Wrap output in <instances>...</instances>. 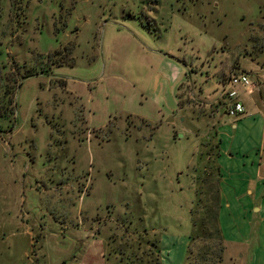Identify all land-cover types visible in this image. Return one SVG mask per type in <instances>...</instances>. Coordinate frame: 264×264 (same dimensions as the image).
I'll list each match as a JSON object with an SVG mask.
<instances>
[{
	"label": "rangeland",
	"instance_id": "1",
	"mask_svg": "<svg viewBox=\"0 0 264 264\" xmlns=\"http://www.w3.org/2000/svg\"><path fill=\"white\" fill-rule=\"evenodd\" d=\"M217 139L249 230L264 0H0V264H256Z\"/></svg>",
	"mask_w": 264,
	"mask_h": 264
},
{
	"label": "crops",
	"instance_id": "2",
	"mask_svg": "<svg viewBox=\"0 0 264 264\" xmlns=\"http://www.w3.org/2000/svg\"><path fill=\"white\" fill-rule=\"evenodd\" d=\"M238 99L240 100L239 92ZM244 113L245 109L244 112L237 117L242 118ZM232 125L235 126V123H232ZM219 145L220 139H217V153L215 154V162L219 170V206L217 209V223L220 228L221 236L225 243L240 242L245 244L246 242H249L251 240V233L253 232L254 235H252V237H254V246L251 251L253 252L251 260L254 259L256 261V264H264V172L262 171L261 167L257 166L254 170L255 179L251 180L250 183L242 187V190H246V193L252 194V205L249 210L253 211V213L251 214V217H253V221L249 225V230H247L245 226H242L241 229L243 231H240L235 227V225H231L227 221H225V209L222 206V199L224 197L221 192V178L223 174L222 154L219 152ZM241 166L244 167V165L242 164ZM239 253V257H242L243 254L241 252Z\"/></svg>",
	"mask_w": 264,
	"mask_h": 264
},
{
	"label": "built area",
	"instance_id": "3",
	"mask_svg": "<svg viewBox=\"0 0 264 264\" xmlns=\"http://www.w3.org/2000/svg\"><path fill=\"white\" fill-rule=\"evenodd\" d=\"M236 84H240L244 88H247L251 84L248 73L243 70L232 72L228 75L226 81H224V85L229 88L226 89L224 87L220 93V96L223 98L225 97L222 101V105L224 113L232 116L240 115L244 112V107L238 99V91L235 88Z\"/></svg>",
	"mask_w": 264,
	"mask_h": 264
},
{
	"label": "trees",
	"instance_id": "4",
	"mask_svg": "<svg viewBox=\"0 0 264 264\" xmlns=\"http://www.w3.org/2000/svg\"><path fill=\"white\" fill-rule=\"evenodd\" d=\"M65 83L63 82L62 85H64Z\"/></svg>",
	"mask_w": 264,
	"mask_h": 264
}]
</instances>
